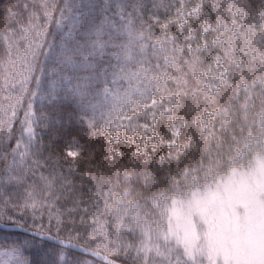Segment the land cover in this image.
I'll use <instances>...</instances> for the list:
<instances>
[{
	"label": "trees",
	"instance_id": "trees-1",
	"mask_svg": "<svg viewBox=\"0 0 264 264\" xmlns=\"http://www.w3.org/2000/svg\"><path fill=\"white\" fill-rule=\"evenodd\" d=\"M53 3L56 4L54 12ZM197 3L198 11L184 20L180 19L184 13H174L181 5L190 9ZM9 4L17 6L19 15L6 22L4 11ZM109 4L112 10L107 13V21L101 25L99 13L95 23H89L86 8L76 13L73 19L67 18L63 22L60 12L64 0H0V91L5 92V82L16 80L18 69L25 66L39 67L40 72L43 71V76H39L41 80L52 79V74L67 77L66 66L53 65L47 56L52 45L58 48L62 38H67L66 33L71 34V48H81L92 57L80 62L77 56L80 53L75 55L74 60L79 63L75 75L80 74L81 77L100 76L105 68L110 73L113 59L115 56L119 59L118 51L124 44L127 52L121 53L123 59L140 61L142 66L153 70L152 95L156 98L168 97L172 102L171 113L163 115L160 123L169 117L180 120L178 148L172 152L173 157L178 155L179 158L166 159L161 165L160 157H166L170 151L163 146L164 143V152L150 156L147 164L143 163L145 157L135 155L126 142L116 144V150L122 155H116V152L110 154L104 138L90 135L87 127L79 126L75 116H70L76 111L74 102L69 100L41 105L37 100V118L41 126L36 127L35 131L38 140L42 137L43 151L37 145L30 153L25 151L24 155L20 150L15 154L10 153L7 158L0 155V161H3L0 172L5 166L13 165L16 183L29 193L27 203L35 204L45 220L50 212L62 215V236L79 232L83 241L89 228L93 227L88 218L98 210L101 226L106 227L109 222L113 229L121 226L124 229L122 237L132 244L129 259L122 256L113 259L124 264H168L169 261L175 264L172 254L166 253L163 255L165 257L150 254L148 257L139 252L145 235L140 233V229L148 226L149 230L158 231L166 213H169L168 206L158 205V196L166 193L169 199L174 198L171 194L174 183H182L190 169L210 159L222 160L226 151H239L238 143L243 144L251 139L264 140V58L260 57L264 52V35L252 38L254 45L251 54L254 57L249 65L231 66L223 86L215 93L203 89L198 79L210 55L206 50H191V40L202 36L205 24L214 25L220 5L221 12L234 4L250 16L260 15L264 18V0H109ZM67 16L65 11L63 19ZM190 27L193 28L192 35L189 33ZM119 40L112 53H101L102 46L113 45ZM135 41L138 46L134 47ZM94 47L96 50L91 52ZM155 57L163 65L159 69ZM93 60L95 73L91 70ZM241 84L249 86L246 93L240 89ZM58 85L67 87V82L58 81ZM6 95L4 98L11 103L24 93L15 91L10 95L8 91ZM204 108L227 110L228 117H219L213 130L203 132L198 119ZM41 112L53 118L47 128L43 127L46 121L40 118ZM57 116L62 121L59 125L54 122ZM16 128L19 129L13 131V138L19 134L18 121ZM73 139L80 150L75 159L65 156L66 146L73 145ZM181 147L184 149L182 153L179 151ZM0 151H3V146H0ZM148 176L151 179L145 188L143 179ZM115 192L131 193L132 200L141 210L137 220H126L131 207L122 209L123 212L118 211L117 200L121 199H116L118 195ZM82 206H87L88 211L84 212ZM54 207L59 211H53ZM81 216L85 217L84 224L80 222ZM56 227L53 222L52 228ZM128 228H131V232L126 231ZM156 237L153 236V239L156 240ZM123 238L121 242L125 243ZM133 252L140 254L138 261L131 259ZM159 259L163 263L157 262Z\"/></svg>",
	"mask_w": 264,
	"mask_h": 264
},
{
	"label": "rangeland",
	"instance_id": "rangeland-1",
	"mask_svg": "<svg viewBox=\"0 0 264 264\" xmlns=\"http://www.w3.org/2000/svg\"><path fill=\"white\" fill-rule=\"evenodd\" d=\"M198 7V3L190 9L181 5L174 10V13H184L180 18L184 20L188 15L196 13ZM221 7L222 5L219 6L214 25L205 24L202 28V36L191 40L190 45L191 50L195 52L206 50L210 55L198 75L201 87L210 93L218 92L223 86L231 66L247 67L249 65L253 56L251 54L254 45L252 38L264 35L262 16H250L234 4L228 6L224 12H221ZM75 15L76 13L71 19ZM67 18L71 20L69 14L61 20L64 22ZM189 33L192 35V27ZM120 40L113 45L102 46L101 53H110ZM129 40L130 38L127 39ZM133 45L138 46L136 41ZM95 50L94 47L91 52ZM126 52V46L122 44L118 51L119 59L118 56L113 59V67L111 72H108V79L114 82L107 88L101 87V83H96L95 88L100 89L99 99L89 97V104L96 105L98 109L95 114V127L98 131L95 135L104 138L112 154L116 152L117 143H108L109 137L99 131L101 121L122 122V131L119 134L123 139L119 143L124 144L127 140L135 154L136 149L141 146L135 141L140 140L143 141L145 152L151 153L150 156L160 155L164 152L162 143L170 139L177 142L178 137L173 133L179 132L182 124L180 120L173 117L160 123L163 115L171 113L172 102L168 97L156 98L152 95L153 70L142 66L140 61L138 63L128 61L127 58L123 59L121 53ZM77 56L81 62V54ZM260 57L264 58V52ZM155 61L158 69L163 66L160 59L155 57ZM76 63L79 65L78 62ZM40 71L39 67L25 66L18 69V78L9 83L5 82L6 91H0V104L9 103L4 98L8 91L10 95H13L15 91H22L26 107L33 89L37 86ZM76 75L80 76V74ZM41 81L43 89L47 91L50 80ZM248 88L247 84L240 86L244 93L248 91ZM228 113L227 110L204 108L198 124L203 132H209L213 130L215 121L219 117L226 119ZM2 119L3 109L0 108V120ZM144 125H147V129ZM129 127L135 129L131 137L128 135ZM157 136L159 142L156 144V150L153 151L150 143ZM241 144V142L237 144L239 151L232 149L223 153L222 160L210 159L207 163L190 169L182 183H174L171 189L174 198L169 199L166 193L158 196V205L168 206L169 213H166L158 231L157 229L149 230L148 226L140 229V233L145 234L140 253L148 257L151 256L150 254L165 257L163 255L166 253L174 257L182 255L168 241L182 225L191 224L196 240L203 250L202 258L197 264H264V140L251 139ZM71 146L74 145L67 144L66 149ZM174 150L177 151L173 148L171 152ZM25 193V189L15 181L13 165L5 166L0 172V203L5 196L13 197L14 202L20 199H26L27 202L28 197H25ZM115 193L118 195L116 199L124 201L123 204L117 203L118 211L123 212L122 209L131 207L126 214V220L127 222L137 220L141 215L138 204L132 200L131 196L126 195V192ZM153 236H157L156 240ZM12 238L15 237H8L9 240ZM157 262L163 263V260L159 259ZM185 264H187L186 261Z\"/></svg>",
	"mask_w": 264,
	"mask_h": 264
},
{
	"label": "snow or ice",
	"instance_id": "snow-or-ice-1",
	"mask_svg": "<svg viewBox=\"0 0 264 264\" xmlns=\"http://www.w3.org/2000/svg\"><path fill=\"white\" fill-rule=\"evenodd\" d=\"M15 4L5 6L4 16L7 21H11L19 14L16 11ZM53 12L56 9V4L52 5ZM88 10V20L90 24H94L97 18V13L100 15V23L103 25L108 19L107 13L112 10V5L109 0H64V7L61 9L60 16L64 17L65 11L72 18L74 13H80L82 9ZM27 11V5H25ZM123 11V8H121ZM131 15V13H128ZM73 23H76L73 20ZM60 26L59 24L57 25ZM81 35H84L81 33ZM66 39L62 38V42L57 48L52 45L49 48L47 56L51 58L53 65L66 66L68 72L67 77H61L59 74H52L53 78L49 81V88L47 91L43 89L41 79H37V86L33 89L30 98L25 107V100L23 96L14 100L11 103L5 102L0 104L3 109V119L0 120V146H3V151L0 155L7 158L9 154H15L18 150L21 155L25 151L30 153L33 147L39 145V150L43 151L42 137L37 139L36 127L40 125V119L37 118L36 103L37 100L43 105L58 104L61 101L74 102L75 113L70 114L75 116L76 122L81 127H87L90 135L94 136L98 131L95 127V114L98 111L96 105L89 104V97L99 99V88H95L96 83H101V87L107 88L114 81L108 79V69H103L100 77L96 76H77L75 72L79 65L74 60L77 53L81 54L82 61H88L92 58L87 51L81 48L73 49L70 47L71 34L66 33ZM102 58V57H101ZM96 64L93 60L91 70L95 73ZM43 71L41 72V77ZM58 81H66L67 87L58 85ZM15 87V85H13ZM63 92V95L61 93ZM91 108V114H90ZM102 114V113H101ZM40 118H43L46 123L43 127H49L53 122L50 114L41 112ZM138 118V117H137ZM127 120V117H125ZM17 121L21 125L19 134L13 138V131L17 127ZM54 122L59 125L62 123L59 116L54 118ZM71 123V121H69ZM147 129V125H144ZM105 135L109 137L108 143L115 144L121 142L122 131L121 123H112L101 121V128ZM135 129L129 127L128 135L131 137ZM143 134V133H142ZM155 135V134H154ZM174 136H179V132L173 133ZM146 139V137H145ZM124 142H128L125 140ZM159 142L157 136L154 141L150 143L153 151L156 150V144ZM73 145L65 150V156L75 159L79 155V148L75 147L77 142L73 139ZM135 143L141 146L136 149L135 155H143L145 157L143 163L147 164L151 153H147L143 147V141L137 140ZM170 151L169 154L160 157V163L163 165L166 159H178L179 156L173 157L171 149L177 147V142L174 139L166 141L163 145ZM112 149H110L111 151ZM180 153L184 151L181 147ZM116 155H122L119 150H116ZM3 161H0V165ZM150 176L143 179L144 187L149 186ZM29 193H25L27 197ZM131 196V193H126ZM117 203L123 204V200H117ZM45 206L48 205L45 203ZM84 212L88 211L87 206H82ZM53 211L59 210L55 207ZM89 223L93 226L89 228L85 239L81 240V233L69 232L66 236L60 234L63 227L62 215H53L50 212L49 217L45 220L42 211L38 210L35 204L26 202V199H20L16 202L13 197L5 196L3 202L0 203V264H118V261L113 259L115 256H122L124 259H129V250L132 248L130 241L122 237L124 229L121 226L112 228L109 222L106 227L100 224V215L97 210L96 214L88 218ZM85 217L81 216L80 222L84 224ZM55 222L57 227L52 228ZM74 223V221H72ZM47 224V227H45ZM126 231L131 232V228ZM8 237H15L14 240H9ZM122 238L126 241L122 243ZM182 255L174 257L175 264H197L200 260L203 250L200 248L196 240L194 229L191 224L182 225L180 230L174 234L172 239L168 241ZM131 259L138 261L140 254L133 252ZM146 264V262H145ZM171 264V261L168 262Z\"/></svg>",
	"mask_w": 264,
	"mask_h": 264
},
{
	"label": "water",
	"instance_id": "water-1",
	"mask_svg": "<svg viewBox=\"0 0 264 264\" xmlns=\"http://www.w3.org/2000/svg\"><path fill=\"white\" fill-rule=\"evenodd\" d=\"M118 264H124V263L118 261Z\"/></svg>",
	"mask_w": 264,
	"mask_h": 264
}]
</instances>
